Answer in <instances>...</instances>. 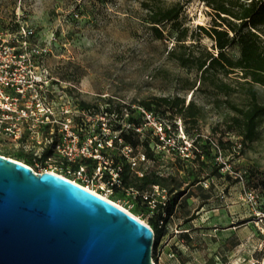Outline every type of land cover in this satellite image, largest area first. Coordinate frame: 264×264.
<instances>
[{"label": "rangeland", "instance_id": "374dc122", "mask_svg": "<svg viewBox=\"0 0 264 264\" xmlns=\"http://www.w3.org/2000/svg\"><path fill=\"white\" fill-rule=\"evenodd\" d=\"M143 1L0 0V32H16L21 26L34 31L29 43L46 50L43 60L63 96L72 95L75 84L77 99L92 105L111 103L117 109L156 96L195 101L201 111L196 122L165 106L157 108L161 115L176 119L200 148L195 161L183 163L160 155L151 162V169L173 177L179 187L171 193L173 216L159 227L142 203H133L122 193L114 199L160 229L158 264H264V115L257 138L250 143L229 132L227 125L235 114L231 103L242 106L248 101L237 73L219 74L235 87L226 95L211 80H201L196 68L181 66L168 55L177 33L157 39ZM176 1L165 0L169 5ZM185 9L184 25L190 28L185 43L197 54L206 49L216 53L212 39L202 36L193 41L190 36L193 30L200 35L198 25L212 24L210 9L200 0ZM227 51L233 58L240 55L238 46ZM257 89L264 103V87ZM135 139L141 143V138ZM149 142L143 143L148 151ZM0 153L27 158L8 144L0 145Z\"/></svg>", "mask_w": 264, "mask_h": 264}, {"label": "built area", "instance_id": "2783aa9c", "mask_svg": "<svg viewBox=\"0 0 264 264\" xmlns=\"http://www.w3.org/2000/svg\"><path fill=\"white\" fill-rule=\"evenodd\" d=\"M33 34L25 26L0 32V145L23 152L26 160L18 161L36 174H58L118 205L114 197L122 193L142 203L158 226H164L169 189L159 184L146 190L126 186L123 172L127 168L142 177L155 171L151 162L160 155L191 160L200 153L195 139L186 136L176 119L140 104L121 109L111 103L84 106L75 84L73 94L63 96L43 60L46 50L29 43ZM126 135L141 138V143ZM145 140L152 157L144 149ZM138 218L154 231L150 222Z\"/></svg>", "mask_w": 264, "mask_h": 264}, {"label": "water", "instance_id": "95a60500", "mask_svg": "<svg viewBox=\"0 0 264 264\" xmlns=\"http://www.w3.org/2000/svg\"><path fill=\"white\" fill-rule=\"evenodd\" d=\"M154 244L120 205L0 154V264H154Z\"/></svg>", "mask_w": 264, "mask_h": 264}, {"label": "trees", "instance_id": "16d2710c", "mask_svg": "<svg viewBox=\"0 0 264 264\" xmlns=\"http://www.w3.org/2000/svg\"><path fill=\"white\" fill-rule=\"evenodd\" d=\"M192 1L194 0H177L169 5L165 0H145L142 6L146 10L149 26L157 39L164 40L177 33L176 44L168 51V55L176 59L181 66L196 68L201 74V80H211L213 86L226 95L234 92L235 87L219 79V74L228 76L230 73H237L238 82L248 96V101L242 106L231 103L235 114L228 122L227 129L229 132L237 133L244 144L250 143L257 138L259 119L264 115V103L259 100L257 89L258 85L264 87V0H200L210 9L213 21L210 26H197L199 36L194 35V30L190 36L193 41H199L202 36L212 39L217 52L206 49L198 54L191 49L192 45L185 43L190 31V28L184 25L185 6ZM232 46L239 47V57L233 58L228 53L227 49ZM81 103L84 106L91 105L86 101ZM139 104L158 114L160 112L157 108L165 106L166 109L186 119L190 118L194 122L201 113L195 101L191 100L187 103L181 96H156ZM126 137L137 144L132 136L126 135ZM195 142L198 147L197 140ZM148 152L152 154L150 150ZM199 156L200 153H197L191 160L195 161ZM177 160L183 163L191 161ZM123 179L126 186L140 190H146L155 184L167 187L170 193L179 189L173 177L161 175L156 171H150L139 177L131 174L126 168ZM167 211L168 220L174 214L172 198ZM152 228L155 232L153 259L157 261V245L161 232L160 229L156 231L153 226Z\"/></svg>", "mask_w": 264, "mask_h": 264}, {"label": "bare ground", "instance_id": "6f19581e", "mask_svg": "<svg viewBox=\"0 0 264 264\" xmlns=\"http://www.w3.org/2000/svg\"><path fill=\"white\" fill-rule=\"evenodd\" d=\"M119 205H120V207H122V208L126 209L127 211L131 212L130 210H128V208H126V207L123 206L122 204L119 203ZM131 213H132V212H131Z\"/></svg>", "mask_w": 264, "mask_h": 264}]
</instances>
